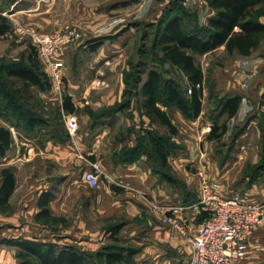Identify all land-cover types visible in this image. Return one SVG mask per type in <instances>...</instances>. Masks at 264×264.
I'll list each match as a JSON object with an SVG mask.
<instances>
[{
    "label": "trees",
    "instance_id": "1",
    "mask_svg": "<svg viewBox=\"0 0 264 264\" xmlns=\"http://www.w3.org/2000/svg\"><path fill=\"white\" fill-rule=\"evenodd\" d=\"M203 1L214 10L206 24L200 23L197 12L188 10L183 0H171L157 22L144 23L145 27L153 28L152 48L156 49L155 56L147 54L146 48L138 49L144 60L135 63L133 60L128 61L129 68L123 71L125 87L122 93L124 97L132 91L141 94L143 97L141 103L138 104L130 98L122 99L100 114L112 117L117 112L125 110L129 112L132 103L137 105L141 117L149 119L148 126H140L139 130H136L134 125L129 126L126 134L130 136L131 133H135L136 142L114 152L113 158L117 163H131L145 157L152 174L176 186L182 205L186 206L195 205L199 201V196L188 190L182 180L169 173L168 158L181 148L173 139L178 131L172 121L174 111H179L187 119H196L203 110L207 77L196 60V55L213 53L223 46V51L227 55L248 56L264 39V22L261 20L264 17V0ZM12 30V22L0 9V38L10 34ZM146 33L144 32V36ZM105 38L110 37L101 36L93 39L95 44L92 45V49ZM165 62L181 69L186 77L188 89L174 79L164 76L158 65ZM41 64L36 47L32 43L26 61L0 64V114L6 117L18 134L23 133L27 138L48 130L49 139L66 142L69 134L61 119V113L77 111L68 92L63 93L61 103L57 104V115L54 119L44 116L40 110L33 109L27 101L25 102L32 87L40 92H47L52 87L50 77ZM12 83L15 88L11 86ZM211 88L212 93L217 92L213 85ZM241 100L242 95L239 93L220 97L218 102L220 112L225 113L228 118L232 117L238 110ZM161 105L165 109L161 108ZM143 121L142 119L141 123ZM155 122L164 126L166 132L157 131L152 126ZM226 129V123L219 124L216 119L211 124L206 138L220 140ZM44 140L45 137L38 142L43 143ZM12 143L10 127L0 125V158L11 148ZM254 166L252 172L246 171L245 174L248 178V187L264 174V148L260 161ZM161 167L169 169L168 173H164ZM0 175L2 177L0 210H6L10 208L8 197L15 187V176L10 167H2ZM49 199V192L40 195L38 200L40 210L34 217L36 221L45 225L57 224L61 219L52 215L48 207ZM208 214V211L199 208L200 219L204 220ZM124 225L125 221H119L107 230L116 242L121 241L116 234ZM7 240L6 243L19 248L16 264H133L134 256L139 250L138 247L118 243L106 244L92 252L74 244H58L36 238L19 237Z\"/></svg>",
    "mask_w": 264,
    "mask_h": 264
},
{
    "label": "rangeland",
    "instance_id": "2",
    "mask_svg": "<svg viewBox=\"0 0 264 264\" xmlns=\"http://www.w3.org/2000/svg\"><path fill=\"white\" fill-rule=\"evenodd\" d=\"M149 2H153L152 7H150ZM170 2L171 0H130L118 4V7L108 9V12L111 10L110 14L117 15L119 18L118 25L115 28H118L121 24H127L128 26L132 25V29H130V34L132 33V35L128 36L120 46L121 53L111 55L108 57L107 62L102 60L96 62L95 67L90 66L91 63L94 62V55H96L97 51L90 50V46L84 47L85 42H81L83 37H81V39L69 49L72 51L71 67H73L74 78L78 84H80L79 89L75 91L73 95L77 111L71 113L78 118V122L79 120H82V124L78 123L76 132L78 135H80V133H88L87 135H84V138L80 137V142L83 141L85 145L89 147L91 146V148L98 145L99 148L98 150L96 149L95 153H97L98 157L103 160L105 159L106 154L109 155L110 152H118V149L127 144L129 140L127 141L126 138L122 139L120 137L121 132L125 133L124 131L126 130L127 125L134 123L138 128H140V126H148L147 122L145 123L143 121V123H141L143 119L141 117L142 114L138 111V108H136L137 105L135 106L133 103L129 112L128 110L117 112V114L112 117H106L107 114H100L109 109V106L122 99L130 98L131 100L138 102V104L141 103V99L143 98L141 94L132 91L124 97L122 94L123 91H118V64L125 58L126 64L127 61L130 60H133L134 63L141 59L144 60L138 50L140 47H143L144 49L146 48L147 54L149 53V55L155 56L154 51H156V49L152 48L153 28L145 27L144 23H149L151 21L157 22L165 7H167ZM142 3H146L149 7H140L142 6ZM183 4L190 11L195 10L200 18H202V16L205 17L208 14V9L206 8L207 5L203 0H183ZM65 15L64 19L65 17H68L69 24L72 23L71 20L79 19L78 16L73 13ZM10 21L13 25L14 20L11 18ZM144 32H147L146 34H148H145L146 38ZM115 37V35L110 36L109 39L112 41ZM103 41L104 39L98 43L101 44ZM31 43L32 42L29 38L20 36L14 30L13 25L12 32L0 38V64L26 61L30 52ZM235 56L236 55H227L223 51V47L213 53L196 55V60L201 65L207 77V84L203 98V110L199 117L196 119H188L187 122L178 120L175 117V113L172 115L174 123L178 129L177 134L173 139L180 142V145L182 146L180 152L182 155L181 161L176 160L177 157L175 158L174 155H171L168 158L170 171L169 169L167 170L169 173L171 172L175 177L182 180L186 184L187 189L195 194L197 193L198 196L202 194L201 184L204 180L208 181L212 189L222 195L223 193L229 194L232 191H240L242 194H245V192H252V188L249 189L247 185L248 178L245 177V174L246 171L251 170L250 172H252L255 167L254 165L260 161L262 157L264 148L263 101H259L257 98L255 100L253 97L250 98L251 108H248L239 119H230L225 113L220 112L221 109L218 103L219 98L227 94H236L238 93L236 90L240 88V84L244 85V87L248 84L246 78L250 76V71L243 69L240 59ZM149 62L151 65L152 62L150 59ZM41 65V67L45 69L43 63ZM128 66L129 65H126L127 68H129ZM158 67L163 71L164 76L174 79L183 85L185 89H188V83L185 76L181 75L177 68L173 67L168 62L159 64ZM103 76L106 81L102 79ZM18 84H20V81ZM211 85L217 90L216 93L211 92ZM11 86L15 88L13 83ZM244 87L243 89L245 90L241 93L239 92V94L244 96L247 99L246 101H248V98L252 96V94ZM29 90L30 91L27 94L28 98L25 102L27 101V104L33 109L40 110L44 116L54 119L57 115V103L51 102V98H47L48 95L50 97V94H48V92L36 91L33 87ZM67 90H69V88L67 89L66 86L63 88L62 93L67 92ZM52 91L57 94L54 87L52 88ZM262 95H264V92ZM161 107L165 108L163 105H161ZM128 113H132V115ZM61 114V119L63 120L64 114ZM216 119L219 124L226 123L227 129L220 140H209L206 138V135L210 130L211 124ZM0 125L9 126L12 134L14 133L13 135L17 136V130L15 127L11 126L9 121L2 114H0ZM47 133L48 130H43L32 135L30 138L35 136V139L38 142L43 137H47ZM21 135V137H26L23 133H21ZM18 147L24 149L25 146H22L19 142ZM79 147L81 148V146ZM78 149L79 148H74L76 152L79 151ZM85 151L88 150L85 149L84 152ZM81 166L82 165H76L74 167L76 175L80 174L82 170ZM161 168L164 173L167 172L166 169L163 167ZM23 174H31L38 178L43 177L48 180L53 177L51 175L54 174V170L51 168L49 162L43 161L38 162L35 166H26L23 170ZM59 174H61V171ZM155 177L157 180L152 184V187H159L158 189L167 191V194L170 195V197L178 194L176 186L166 180L160 179L159 176ZM107 178L109 180L108 176H101L100 184H102V186L104 182H107ZM116 187H118V185ZM94 188L90 189L91 191L88 193V196L84 195L75 200V206L71 209V213L64 214V217L68 219V221L72 223L73 221L70 218L77 216V214L81 212V208L87 199L86 197L93 199V196L97 194V192L93 191ZM262 188L264 189V174L256 180L252 193H262V191H264ZM113 190L108 197L110 199L108 206H105V200L102 201L100 199L98 204H91L89 209H87L86 206L84 207L86 208V212H88H85L86 214L83 220L85 223L84 229L85 231L91 232L92 235L83 232L81 225L83 221H81V223L80 221H76L73 239L68 236H61V239H58L56 236L57 234L65 235L73 228L66 230L67 226L56 224L46 225L40 231L42 233L41 237L56 242L59 240L61 243H72L81 248L86 247V250L92 252L101 249L106 244L119 243L120 245L138 247L136 242L143 243L146 241L145 238H138L137 236L130 237L128 235L127 237H123L119 232L116 235L121 238V241L116 242L112 236L110 237L109 232H107L111 225L123 221V219L118 218V189L113 187ZM120 196V200L124 205V210L127 208V204L131 205V203H136L141 206L143 203L138 202L139 198H137V196L130 190H125ZM146 196L150 199L153 198L152 196H149V194H146ZM262 196L264 195H261V197ZM66 215H68V218ZM85 237H90L92 240L88 241ZM99 238L102 239L101 244L96 245L93 243L94 240ZM74 239L76 242L73 241Z\"/></svg>",
    "mask_w": 264,
    "mask_h": 264
},
{
    "label": "crops",
    "instance_id": "3",
    "mask_svg": "<svg viewBox=\"0 0 264 264\" xmlns=\"http://www.w3.org/2000/svg\"><path fill=\"white\" fill-rule=\"evenodd\" d=\"M128 1L130 0H0V9L3 10V14L7 15L9 19L12 18L14 21L37 27L41 30L60 29L68 23L69 18L65 17L64 19L65 14L69 15V13H73L77 15L79 19H73L71 21L72 23H76L73 25L81 28L83 32L81 42H85L84 47L90 46V50L97 51L96 55H94V62L90 65L91 67H95L96 62L102 60L107 62L108 57L111 55L121 53L120 46L128 36L132 35V33L130 34L132 25L121 24L118 28H115L118 25L119 18L117 15L110 14L111 10L108 12V9H113L114 7H118V4ZM152 4L153 2H149L150 7H152ZM141 5L140 7H149L146 3H142ZM206 8L208 9L207 16L199 17L200 23L202 24H206L208 17L214 14V10L208 5ZM261 20L264 22V17ZM114 35L117 38L115 37L112 41L109 38H105L103 43L92 49V45L95 44L93 39L96 37H110ZM71 53L72 51L66 53L67 61L63 70V88L66 86L67 89L69 88L67 92L72 96L74 102L73 95L79 89L80 84L74 78L73 67H71ZM235 57L240 59L243 69L250 71V76L246 78V81H248L246 87L240 84V88L236 91L241 93L245 90L243 89L244 87L251 92L252 96L249 95L248 101L242 96L243 99L240 102L238 110L230 119L241 118L246 110L251 108L250 98L252 97L264 103V95H262L264 92V39L250 55H236ZM118 65V91L122 92L125 87L123 71L127 68L128 61L126 64L125 58ZM171 65L177 68L181 75L185 76L179 67L173 64ZM111 70L114 71L113 69ZM102 79L106 81L104 76ZM52 88L53 84L51 89L47 91L50 94V97L48 95L47 98H51V102L60 104L62 100L52 91ZM62 113L64 114L63 123L69 134L66 142L53 141L51 138L49 139L48 134L43 143H38L35 137H21L22 135L18 133L15 136L13 133L11 148L0 158V169L2 167H10L15 176V187L8 197L10 208L0 210V263L16 264L18 262L16 254L19 248L16 245L6 243L8 241L7 239L22 237L52 241L48 238L41 237L42 233L40 231L46 225L41 224L34 218L40 210L38 200L43 192L50 193L48 207L52 215L61 218L58 222L59 224L57 223L56 225L67 226L66 230L73 228L65 235L57 234V238L61 239V236H68L73 239L75 222L80 221L81 223L84 220L85 214L88 213L84 207L86 206L89 209L91 204H98L100 199L102 201L105 200V206H108L110 202L108 197L114 187L118 189V218L125 221V225L121 228L119 234L123 237H127L128 235L130 237L137 236L138 238L142 237L146 239L143 243L136 242L139 250L134 256L133 264H186L189 254V245L186 237L176 231L171 223H164L162 221V214L152 207L151 202L157 201L174 205L176 212L169 213V215L174 214L176 217H183L188 234L196 233L203 222L198 217L199 208L196 205H182L179 193L170 197L167 191L160 190L158 189L159 187H152V184L157 179L155 177L156 175L152 174L150 167L145 162V157H141L131 163H117L113 158V152H110L109 155L106 154L104 160L99 158L97 153H95L96 149L98 150L99 148L98 145L91 148V146L85 145L83 141L80 142V137L84 138V135L88 134L86 132L85 134L80 133L78 135L76 132L78 123L82 124V120L78 122V118L75 117V125L72 128H68L66 124V114L68 113H64L63 111ZM174 113L178 120L188 121L179 111L176 110ZM143 120L145 123H149L147 117L144 116ZM172 121L174 123V119ZM131 125H134V123L127 125L126 130ZM134 126L136 130H139L136 125ZM152 126L157 130L159 129V132H166V128L160 123L155 122ZM126 130L124 131L125 133L121 132L120 136H122V139L126 138L127 141L129 140L126 144L127 146L134 145L136 142L135 133H131L128 136ZM176 141L180 144L178 140ZM19 142L22 146H25L24 149L18 147ZM74 148H79V151L76 152ZM85 149L88 151L84 152ZM180 151L179 149L177 153L173 154L175 158L177 157L176 160L178 161H181L182 154ZM94 160L99 161L101 168L109 177V180L107 178V182H104L103 186L100 184V179L99 184L95 188L83 180L84 170L88 168L89 161ZM43 161L50 163L51 168L54 170V174L51 175L53 177L46 180L43 177L38 178L31 174H23L26 166H35L38 162ZM76 165H82V170L78 175H76V171L74 170ZM60 171L61 174H59ZM1 183L2 177L0 175V186ZM116 184L118 187H116ZM253 187H255V183L249 187V189L252 188V192ZM92 188H94L93 191L97 192V194L93 196V199L86 197L87 199L81 208V212L77 216L70 218L73 221L71 223L64 217V214L71 213V209L75 206V200L84 195L88 196ZM125 190H130L134 193L139 198L138 202H143L141 206L136 203H131V205L127 204V208L124 210L120 195ZM252 192H245V194L252 199L264 197H261V195H264V191L258 194H253ZM146 194H149L153 198H148ZM66 216L68 218V215ZM81 225L83 232L92 235L91 232L85 231L84 221ZM85 239L88 241L92 240L90 237H85ZM73 241L76 242L75 239ZM101 242V238L93 241L96 245L101 244ZM57 243L72 244L61 243L59 240ZM83 249L87 248L83 247ZM233 263L264 264V219L247 241L244 253L240 256L233 257Z\"/></svg>",
    "mask_w": 264,
    "mask_h": 264
},
{
    "label": "built area",
    "instance_id": "4",
    "mask_svg": "<svg viewBox=\"0 0 264 264\" xmlns=\"http://www.w3.org/2000/svg\"><path fill=\"white\" fill-rule=\"evenodd\" d=\"M14 30L29 38L36 47L38 57L45 66L53 87L60 100L63 97V70L67 61V52L82 37L79 26L67 24L60 29L48 31L14 21ZM68 128L75 125V116L66 114ZM101 176L107 174L98 160L89 161L83 172V180L96 187ZM202 194L195 204L208 211V216L194 234H188L185 219L175 213L174 205L152 201L151 205L162 214L164 223L184 235L189 245L186 264H234L233 257L244 253L247 241L264 219V197L252 199L240 191L222 195L212 189L209 182L201 184Z\"/></svg>",
    "mask_w": 264,
    "mask_h": 264
}]
</instances>
